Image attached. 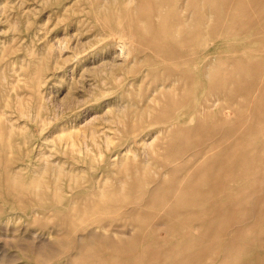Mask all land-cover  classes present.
<instances>
[{
  "label": "rangeland",
  "instance_id": "374dc122",
  "mask_svg": "<svg viewBox=\"0 0 264 264\" xmlns=\"http://www.w3.org/2000/svg\"><path fill=\"white\" fill-rule=\"evenodd\" d=\"M0 264H264V0H0Z\"/></svg>",
  "mask_w": 264,
  "mask_h": 264
},
{
  "label": "bare ground",
  "instance_id": "6f19581e",
  "mask_svg": "<svg viewBox=\"0 0 264 264\" xmlns=\"http://www.w3.org/2000/svg\"><path fill=\"white\" fill-rule=\"evenodd\" d=\"M64 44V43H63ZM126 45V44H125ZM59 46V45H58ZM123 46V45H122ZM65 47V46H64ZM125 47V46H124ZM126 48V47H125ZM124 49V48H123ZM123 49L121 50V51H123ZM128 51V50H127ZM123 53V52H122ZM104 117V116H103ZM99 118H102V117H100L99 116ZM103 119H106V118H103ZM86 124V123H85ZM84 125V124H83ZM91 129H93V128H91ZM91 129H89V132L91 133ZM94 131H95V129H94ZM56 132V131H55ZM82 132V131H81ZM93 133V132H92ZM90 136H94V134L92 135H90ZM146 137V136H145ZM144 137V138H145ZM84 138H85V135H84ZM93 139H94V137H92ZM84 141V140H83ZM143 141V140H142ZM148 141V140H147ZM95 143V142H94ZM148 144V143H147ZM85 148V147H84ZM79 149V148H78ZM37 150V149H36ZM79 151V150H78ZM81 153V152H80ZM126 155V154H125Z\"/></svg>",
  "mask_w": 264,
  "mask_h": 264
}]
</instances>
